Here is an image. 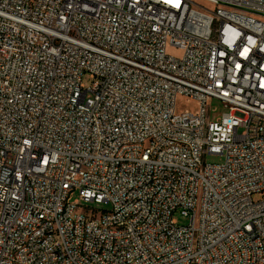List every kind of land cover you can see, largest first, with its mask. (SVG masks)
Returning a JSON list of instances; mask_svg holds the SVG:
<instances>
[{
	"label": "built area",
	"instance_id": "obj_1",
	"mask_svg": "<svg viewBox=\"0 0 264 264\" xmlns=\"http://www.w3.org/2000/svg\"><path fill=\"white\" fill-rule=\"evenodd\" d=\"M0 264H264V0H0Z\"/></svg>",
	"mask_w": 264,
	"mask_h": 264
},
{
	"label": "bare ground",
	"instance_id": "obj_2",
	"mask_svg": "<svg viewBox=\"0 0 264 264\" xmlns=\"http://www.w3.org/2000/svg\"><path fill=\"white\" fill-rule=\"evenodd\" d=\"M146 145H156V138H146ZM125 148H132V141H125ZM183 148V140H170V143H161L160 151L170 152L174 149ZM174 181H181V174H174ZM148 182H156V174L148 175ZM161 195V187H154L150 190V198H157ZM96 212H100V216H113V208L111 210H98L94 208L86 209L85 206L78 207V214L85 216V221L96 219ZM138 220L137 209H129L123 216V222L107 221L105 223V231L112 232L114 235H125V232H130L133 229V222ZM52 236L54 243L65 241V233L60 229V226H53ZM32 238H22L23 247H31ZM62 258H69V249H62Z\"/></svg>",
	"mask_w": 264,
	"mask_h": 264
},
{
	"label": "rangeland",
	"instance_id": "obj_3",
	"mask_svg": "<svg viewBox=\"0 0 264 264\" xmlns=\"http://www.w3.org/2000/svg\"><path fill=\"white\" fill-rule=\"evenodd\" d=\"M168 54L169 55H173L175 57H181L183 55V51L176 48V47H172L170 46L168 48ZM92 79L90 78L89 74H86L84 76L83 82L86 86H90L92 84ZM212 108L215 109V111L212 113V119L215 120L218 117L221 116V114L225 111L223 104L218 101V100H214L211 104ZM197 109V103L194 100H189L187 99V97L184 96H180L177 100V112H182L185 110H191L194 111ZM224 161V156L222 155H208L206 157V162L207 163H222ZM260 198V195H255L254 199L257 200ZM76 199H79V193L78 192H74L71 195V201H74ZM86 209L89 208H94V209H98V210H111L112 208L110 207L109 204H104V203H89L88 207L85 206ZM176 218L178 219L179 224L181 225H186L188 223V219H186L185 217H183L179 212L176 213Z\"/></svg>",
	"mask_w": 264,
	"mask_h": 264
}]
</instances>
